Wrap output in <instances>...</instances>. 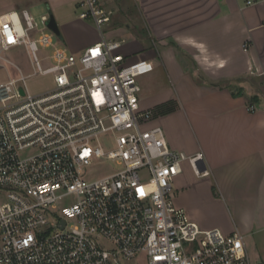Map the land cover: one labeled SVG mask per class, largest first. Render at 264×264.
Returning a JSON list of instances; mask_svg holds the SVG:
<instances>
[{
	"label": "built area",
	"instance_id": "obj_1",
	"mask_svg": "<svg viewBox=\"0 0 264 264\" xmlns=\"http://www.w3.org/2000/svg\"><path fill=\"white\" fill-rule=\"evenodd\" d=\"M106 2L81 4L80 19L91 18L101 38L81 54L56 45L48 16L43 28L27 11L26 26L17 12L0 19V62L19 73L0 83V264H252L241 234L203 230L175 206L183 164L198 178L210 171L203 153L171 149L150 126L138 79L151 65L106 39ZM19 47L33 74L53 75L52 90L28 92L6 57ZM102 136L115 139L114 150L104 151ZM102 159L123 169L89 178Z\"/></svg>",
	"mask_w": 264,
	"mask_h": 264
},
{
	"label": "crops",
	"instance_id": "obj_2",
	"mask_svg": "<svg viewBox=\"0 0 264 264\" xmlns=\"http://www.w3.org/2000/svg\"><path fill=\"white\" fill-rule=\"evenodd\" d=\"M130 2L145 34L123 52L140 50L151 65L140 96L150 126L163 129L171 149L203 153L210 171L198 178L184 165L172 187L175 206L203 230L241 234L252 264H264V0ZM39 5L53 16L54 0H0V19ZM55 21L75 54L100 41L79 20L60 14ZM165 77L173 87H156Z\"/></svg>",
	"mask_w": 264,
	"mask_h": 264
},
{
	"label": "rangeland",
	"instance_id": "obj_3",
	"mask_svg": "<svg viewBox=\"0 0 264 264\" xmlns=\"http://www.w3.org/2000/svg\"><path fill=\"white\" fill-rule=\"evenodd\" d=\"M76 2L77 0H54L55 12L52 14L55 17V19L57 18L59 20V16L61 14V16L63 17L65 16V18H73V21L79 20L84 24H86L87 26L95 29L100 37L99 30L91 18L87 20H83L80 19L79 17L81 13L87 12V8L81 6L83 0H80L78 3ZM127 5H129L128 8L130 9V12H128L129 9L123 8V6L127 7ZM106 6L109 10H111L114 13L111 22L105 24L102 29L106 39L110 41L123 42L124 49L132 50L135 40H138V43H140L139 39L140 38L143 39L144 38L143 36L145 34L143 23L141 22L139 15H137L136 13V7L132 2H130V0H107ZM29 13L31 14V16H33L35 22L40 24V28L44 27L43 25H41V17L48 16L50 19L51 16V13L46 5L36 6L33 9L29 10ZM130 14H132L133 16H131ZM20 15L22 17L23 26H26L21 12ZM127 27H129V30L126 29ZM136 28H138V30H135ZM47 32H50V30L48 29ZM83 33L88 34L86 31L82 30V34ZM36 34H37L36 31L31 33L30 34L31 38L34 39ZM134 36H139V37L136 39ZM55 43L58 47L66 48L68 50V48L64 45L63 41L56 36H55ZM143 47L146 49L145 45ZM153 50H155V47H153ZM68 51L71 52L70 50ZM83 52L81 51L79 54ZM135 52L138 53H134L130 55L126 54V55L129 56V58H131L130 60H134L136 58L142 59L141 57L142 51L138 50ZM6 57L13 64L19 67L25 76H27L26 86L30 94L39 95L42 93H46L55 87L53 75L33 74L34 68L32 66L30 57L25 48L23 47L15 48L9 51L6 54ZM18 77H19V73L14 67L4 64L3 67L0 68V83H6L9 82L10 78L16 79ZM150 82L151 81H142V77L138 79V84L143 90V93ZM154 83H156V87H158L159 83L167 84L168 86L173 87L172 81H169L168 78H166V81H154ZM99 143L101 144L105 152L112 151L116 147L115 139L112 136H102L99 139ZM186 164H188L191 167L189 162H185L183 164V168L184 165ZM122 169L123 167L118 166L115 162L106 161L102 159V160H96L93 166L88 170L87 174L89 178L101 179L111 174H114ZM172 194H173V201L174 203H176L175 201L176 199H178V193H176V190L174 189L172 190ZM128 264H136V261H132Z\"/></svg>",
	"mask_w": 264,
	"mask_h": 264
},
{
	"label": "water",
	"instance_id": "obj_4",
	"mask_svg": "<svg viewBox=\"0 0 264 264\" xmlns=\"http://www.w3.org/2000/svg\"><path fill=\"white\" fill-rule=\"evenodd\" d=\"M49 30H51L59 39L62 40V35L60 33V30L58 28V25L54 19V17L51 15L50 16V19H49V22L47 24ZM22 94H24L23 92H21Z\"/></svg>",
	"mask_w": 264,
	"mask_h": 264
}]
</instances>
